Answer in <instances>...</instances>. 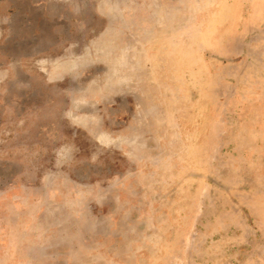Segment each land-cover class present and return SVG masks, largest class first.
I'll return each instance as SVG.
<instances>
[{"label":"rangeland","instance_id":"374dc122","mask_svg":"<svg viewBox=\"0 0 264 264\" xmlns=\"http://www.w3.org/2000/svg\"><path fill=\"white\" fill-rule=\"evenodd\" d=\"M0 14V264H264V0H0ZM49 16L65 65L44 88ZM52 121L74 139L59 171L81 197L62 178L40 189Z\"/></svg>","mask_w":264,"mask_h":264},{"label":"crops","instance_id":"0c3cea01","mask_svg":"<svg viewBox=\"0 0 264 264\" xmlns=\"http://www.w3.org/2000/svg\"><path fill=\"white\" fill-rule=\"evenodd\" d=\"M51 14V13H50ZM44 16H45V11H44ZM50 22L47 23L48 21H44L41 25L44 26L46 24L45 27V31L43 34V30L42 35L35 39V42L38 43V50H40L41 52H44L45 55H43L44 57L38 58V61H36V65L40 67V74L42 75L40 78V82H42V86L48 87L49 85H51V87L53 85H56L55 83L59 82V75H58V67L59 66H64L65 63L63 62V58L62 60L60 59L59 56L57 55H53L52 51V45L55 43V41L58 40V27L56 25L53 26L51 25L52 19L55 18V16L51 17H47ZM9 18L5 17V14H0V41H2V43H4V41L8 38H10L11 34H10V21H8ZM5 22H7V29L5 28ZM48 25H50V31L48 32ZM57 28V29H56ZM9 30V33L8 31ZM7 32V33H6ZM46 33H49V35H47ZM53 39L55 40L53 42ZM24 40V38L22 39V41ZM25 42L27 43V39L25 40ZM74 45H72L71 48H73ZM66 50H69L67 48V46L64 48ZM46 51V52H45ZM51 113H54L55 111H53V109H51L50 111ZM71 110L67 109L65 110L63 113L65 114V118H68V115L71 114ZM56 113L59 114V111H56ZM54 121H52V134L51 137H48L47 135L45 136V140H47L49 143H51L52 145V149L50 150L53 153V159L55 160V165L52 167V169L50 170V174L46 175L45 178L48 179L50 178V187L48 186H42L40 189L44 190L45 192L50 189L53 193H56V189L57 192H60L59 187L57 186V183L59 181V178L62 179H66L65 181H67L70 184H74L72 186L73 190L72 192H76L79 193V197H81L82 195V191H83V186H77V185H82L81 183H79L78 178L75 179V176L72 173H60L59 170L64 169V167L66 169L69 168V164L73 163L76 161L77 156H78V152H77V148L75 147V142L74 139H72L69 134H66V137L62 138V140H59V135L58 137H53L54 136V132L55 131V126L53 123ZM41 133V131H40ZM49 180H47L48 182ZM66 182V183H67ZM100 186V185H99ZM106 187H99L98 186L95 188L96 193L100 194L102 192V190H104ZM85 198H80L78 200V202H81V200L83 201ZM55 201H53V207H58V208H65L66 211L70 210L72 207H75L76 205L72 202V201H66V203H54ZM69 213H65V215H68ZM57 216V215H55ZM58 231H59V227H58Z\"/></svg>","mask_w":264,"mask_h":264}]
</instances>
